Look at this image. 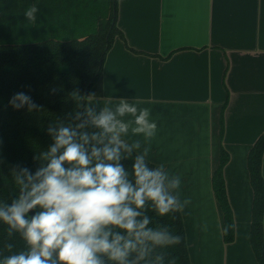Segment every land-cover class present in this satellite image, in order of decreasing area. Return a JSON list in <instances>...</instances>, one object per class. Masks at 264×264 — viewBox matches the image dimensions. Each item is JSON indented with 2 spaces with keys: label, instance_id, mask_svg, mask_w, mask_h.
Masks as SVG:
<instances>
[{
  "label": "crops",
  "instance_id": "crops-1",
  "mask_svg": "<svg viewBox=\"0 0 264 264\" xmlns=\"http://www.w3.org/2000/svg\"><path fill=\"white\" fill-rule=\"evenodd\" d=\"M116 26L87 95L152 109L153 164L180 175L190 200L181 212L190 264H258L247 156L264 133V0H117ZM222 147L231 242L211 182Z\"/></svg>",
  "mask_w": 264,
  "mask_h": 264
},
{
  "label": "clouds",
  "instance_id": "clouds-1",
  "mask_svg": "<svg viewBox=\"0 0 264 264\" xmlns=\"http://www.w3.org/2000/svg\"><path fill=\"white\" fill-rule=\"evenodd\" d=\"M38 4L22 12L28 26L41 24ZM70 99L72 111L47 127L51 143L36 155V170L9 171L13 195L0 199V264H175L168 252L182 237L162 220L190 200L181 198L180 175L153 164L152 109L130 96L103 106L94 95L73 92ZM8 105L39 111L24 92Z\"/></svg>",
  "mask_w": 264,
  "mask_h": 264
},
{
  "label": "trees",
  "instance_id": "trees-1",
  "mask_svg": "<svg viewBox=\"0 0 264 264\" xmlns=\"http://www.w3.org/2000/svg\"><path fill=\"white\" fill-rule=\"evenodd\" d=\"M32 2L0 0V199L4 200L13 195L10 169L36 170V155L51 143L49 123L72 111L71 93L87 96L100 75L108 49L115 37L121 36L116 26L117 0H39L41 24L28 26L22 12ZM18 92L31 96L39 111L13 110L8 101ZM263 153L264 133L247 156L253 192L249 242L258 264H264ZM228 159L222 147L211 179L224 217L225 242L234 239V220L223 176ZM162 222L182 237L181 244L170 249L168 255L175 264H190L181 212ZM4 242L0 236V248ZM15 243L17 249L23 247L19 237Z\"/></svg>",
  "mask_w": 264,
  "mask_h": 264
}]
</instances>
